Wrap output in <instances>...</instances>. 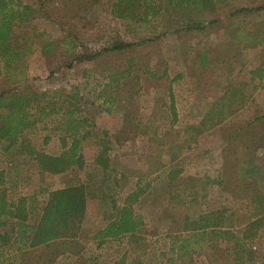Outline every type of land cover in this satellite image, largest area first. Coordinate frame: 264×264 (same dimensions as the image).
Masks as SVG:
<instances>
[{
	"label": "rangeland",
	"instance_id": "1",
	"mask_svg": "<svg viewBox=\"0 0 264 264\" xmlns=\"http://www.w3.org/2000/svg\"><path fill=\"white\" fill-rule=\"evenodd\" d=\"M21 1L32 3L34 16L23 29L24 38H30L27 43H32L25 57L27 80L18 88L75 89L82 96V114L94 125L93 135L82 145L83 167L61 173L42 172L26 151L3 152L0 148V168L7 170L9 194L16 184L17 193L29 195V203L35 200L39 208L48 191L78 182L85 185L87 213L78 236L81 249L75 255L62 254L55 264H113L123 251L128 263L142 250L141 264H182L170 252L166 235L184 230L185 215L225 209L239 223L260 216L264 208V117H255L264 115V72L254 69L263 58L264 44L250 35L264 23V11H233L264 0H227L205 15L217 20L202 30L168 33L152 42L79 61L74 55L83 50L94 52L119 38L137 39L129 33L126 21L111 13L116 0L95 4L79 0L80 5L67 0L59 7L50 0L54 3L47 8L51 19L38 9L36 0ZM68 9L77 16L67 18L73 16ZM234 30L240 35L248 32L249 38L233 39ZM71 33L82 45L69 47L63 38ZM25 39L20 43L25 44ZM50 41V48L42 52ZM114 71H126L125 76L116 81ZM11 87L7 77L0 78V91ZM239 87L249 98L223 109L231 110L230 117L215 123L220 114L215 111L223 103L220 96L227 90V96L236 97L239 93L234 89ZM237 125L241 129L230 137ZM46 133L37 127L27 137L36 149L58 154L62 150L58 135L44 143ZM98 155L107 158L106 168L96 161ZM137 187L145 189L133 204L142 219L139 233L145 237L137 244L140 248H127L125 239L121 244L98 245L92 237L108 221L109 198L120 205ZM256 229L250 244L255 258L246 264H264V223ZM198 244L200 248L192 252L191 260L185 259L186 264H233L229 243ZM39 251H25L22 263L40 264ZM12 252L11 246L6 248L8 255ZM44 254L45 259L48 253ZM8 255L0 253V261L9 262ZM15 261L19 262V255Z\"/></svg>",
	"mask_w": 264,
	"mask_h": 264
},
{
	"label": "trees",
	"instance_id": "2",
	"mask_svg": "<svg viewBox=\"0 0 264 264\" xmlns=\"http://www.w3.org/2000/svg\"><path fill=\"white\" fill-rule=\"evenodd\" d=\"M60 3L67 0H54ZM53 1V2H54ZM88 4H95L99 0H83ZM227 0H116L111 4V13L116 17L126 21L129 33L137 37L136 40L115 39L109 46L95 49L94 52L84 50L74 55V59L90 60L107 51H121L137 46L142 43L152 42L163 38L168 33L202 30L217 19H207L206 14L214 12L217 6ZM38 9L44 11L47 18L51 19L49 7L54 4L50 0H36ZM70 5H80L79 0H70ZM48 8V9H47ZM66 11V10H65ZM259 12L264 11V3H259L251 7H240L233 11L239 12ZM73 12V18L77 15ZM34 8L32 3H25L21 0H0V78L7 77L12 87L0 91V148L6 152L12 148L17 153L32 155L37 166L42 172L49 174L61 173L71 167L78 168L84 165V155L82 153L83 142L93 135V122L82 114L79 103L81 95L75 89L65 91L60 88L33 90L30 88L19 89L18 85L27 80L24 74L25 57L31 51V41L27 43L24 38L23 29L25 24L33 20ZM56 20V19H52ZM60 23V22H58ZM66 36L63 40H68L70 48L82 45L78 37ZM256 43L264 44V23L261 24L255 33H251ZM233 39L249 38L248 32L242 35L234 30ZM25 39V44L20 43V39ZM53 42H48L42 47V52H46ZM205 59V55L203 57ZM255 72H264V55L260 65L254 69ZM126 71H114V80L125 76ZM256 73V74H257ZM165 74L163 71L162 75ZM117 85V83L115 84ZM227 89V87H226ZM238 91V96L230 97L224 91L219 103L222 107L216 109L215 113H220L214 119L215 123L230 117L231 110L225 111L228 106L243 104L245 98H249L241 87L234 89ZM170 98V109L173 121L176 119V111L173 102L172 91L168 87ZM239 105V106H240ZM213 113V110H211ZM228 117V118H229ZM264 115L256 116V120ZM39 127L47 131L43 135L42 141L46 143L53 134L58 135L62 150L58 154H50L43 150L36 149L29 141L27 135L35 128ZM241 129L235 127L229 134L234 138L235 132ZM252 141V139L248 140ZM96 161L107 167V158L96 156ZM251 170H254L253 168ZM4 169H0V184L4 181ZM245 173L239 176L244 178ZM120 178L123 174L119 175ZM105 178V177H104ZM248 182L244 181V185ZM138 186V184H137ZM145 189L136 190L127 194L122 204L117 205L113 197L109 198L110 208L108 221L104 226L95 229L93 239L98 240V245L105 242L117 241L121 244L125 239L127 248L137 250V244L145 239L139 233L142 219L133 209V204ZM251 197L250 199L257 198ZM25 197H19L16 201H5L4 192H0V226L6 224L13 218L19 219L21 228L19 239L23 241V246L35 247L44 245L53 250L51 257L43 258L46 262L53 260L57 256L75 255L81 249L78 236L84 224L87 213V193L82 182L68 184L48 192L47 198L40 209L36 221L32 225L24 224L27 217L24 203ZM264 213V208L261 209ZM259 211V217L245 223L241 222L225 209L211 210L206 213L195 212L184 216L186 225L184 230L166 235L171 253H174L182 264L191 260L194 250L200 248L199 242L211 245L223 241L230 244L227 248L229 254H233V264H246L255 258L254 251L250 244L256 234V228L264 223V214ZM237 220V221H235ZM183 232V233H182ZM4 235L0 234V240ZM134 259L128 263L125 260L126 251L122 252L121 258L113 264H141L144 251H139ZM23 256V255H21ZM43 264V263H42Z\"/></svg>",
	"mask_w": 264,
	"mask_h": 264
},
{
	"label": "crops",
	"instance_id": "3",
	"mask_svg": "<svg viewBox=\"0 0 264 264\" xmlns=\"http://www.w3.org/2000/svg\"><path fill=\"white\" fill-rule=\"evenodd\" d=\"M262 114H264V113H262ZM0 169H4V168H0ZM4 171H5L4 181L2 184H0V192H4L5 201H7V202H9V201L14 202L19 198V196L26 198L24 206L26 208L27 217L23 223L28 224V225H32L36 221V219L34 220V216L39 214L42 205L39 208V203H38V207H37L36 206L37 203H35V200H32L34 202V204H33V202L29 203V200L27 197L29 195L17 193L16 184L14 185L15 191L10 192L11 193V195H10L9 191H8V189L10 188V185H9V187H7V184H9L7 182V177H6L7 170L4 169ZM21 195H23V196H21ZM47 195H48V193H47ZM19 221H20L19 219L13 218L10 221H8L6 224L0 226V234L4 235V238H2V240H0V253H2V255L3 254L8 255L6 253V248L9 246H11L13 248V252L11 253V256L10 255L7 256V257H9V262H6V261L1 262L0 261L1 264H23L21 261V258H22L21 255L24 254L25 251L32 250V249H40L39 253L41 255L42 260H43V256L45 255L44 252L48 253L47 257H51L53 250H51L49 247H45L44 245H38L35 247L23 246V241L19 239V234L21 231V228L18 225ZM17 255H19V262L15 261ZM12 258H13V260H12ZM58 260H59V256H57L56 258H54L53 260L48 261V262L42 261L40 264H42V263L43 264H55V262Z\"/></svg>",
	"mask_w": 264,
	"mask_h": 264
}]
</instances>
